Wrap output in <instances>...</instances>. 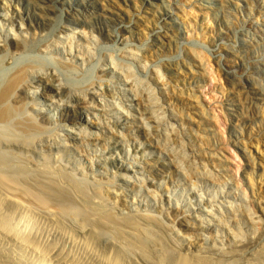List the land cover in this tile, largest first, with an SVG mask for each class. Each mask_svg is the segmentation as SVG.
I'll return each mask as SVG.
<instances>
[{"label":"rangeland","instance_id":"rangeland-1","mask_svg":"<svg viewBox=\"0 0 264 264\" xmlns=\"http://www.w3.org/2000/svg\"><path fill=\"white\" fill-rule=\"evenodd\" d=\"M10 1L0 98L22 75L11 123L32 129L1 155L34 196L54 176L75 198L34 208L72 233L87 211L102 246L156 260L264 264V0Z\"/></svg>","mask_w":264,"mask_h":264},{"label":"bare ground","instance_id":"bare-ground-1","mask_svg":"<svg viewBox=\"0 0 264 264\" xmlns=\"http://www.w3.org/2000/svg\"><path fill=\"white\" fill-rule=\"evenodd\" d=\"M0 10L10 13L9 21L13 26L22 25L26 20L23 12L18 15L11 1L0 0ZM41 11L38 17L44 18L48 9L43 7ZM21 76L16 75L6 84L0 98V148L3 140H12L20 145L19 150H24L26 145L17 138L32 129L25 122L16 126L11 123L13 118L24 113L11 106L8 100L9 92ZM57 91L63 93L62 88H57ZM9 161V157L2 156L0 150V264H209L205 258H190L181 251L167 249L156 260L142 240L121 233L115 234L116 242L102 246L97 233L104 226L94 222L87 211L82 213L75 233L68 231L56 212L43 216L30 201L39 202L43 208L54 205L70 207L75 203L72 188L50 176L44 181L46 194L34 196L26 181L8 165ZM141 227L139 223L135 224L138 231Z\"/></svg>","mask_w":264,"mask_h":264}]
</instances>
